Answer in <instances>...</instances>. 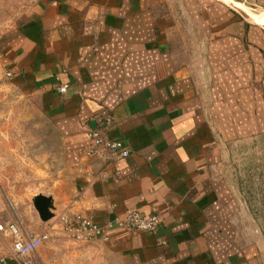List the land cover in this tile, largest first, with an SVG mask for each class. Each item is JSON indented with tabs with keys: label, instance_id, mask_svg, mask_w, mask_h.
<instances>
[{
	"label": "crops",
	"instance_id": "crops-1",
	"mask_svg": "<svg viewBox=\"0 0 264 264\" xmlns=\"http://www.w3.org/2000/svg\"><path fill=\"white\" fill-rule=\"evenodd\" d=\"M262 19L264 0H34L2 28L0 81L38 100L60 147L49 190H9L0 166V220L29 233L52 226L29 264H63L58 243L81 264H264V234L244 223L227 169L233 143L264 135ZM94 128L129 155H89ZM37 194L52 198L47 221ZM132 211L159 215L160 227L79 244L95 253L71 250L59 222ZM10 250L0 232V264H22L1 260Z\"/></svg>",
	"mask_w": 264,
	"mask_h": 264
},
{
	"label": "rangeland",
	"instance_id": "rangeland-1",
	"mask_svg": "<svg viewBox=\"0 0 264 264\" xmlns=\"http://www.w3.org/2000/svg\"><path fill=\"white\" fill-rule=\"evenodd\" d=\"M33 2L0 0V32L5 25L21 21ZM48 120L37 99L24 96L0 81V166L4 165L8 173L3 180L9 185V190L24 187L26 196L37 188L49 190L50 178L56 176L54 172L60 168L61 160L59 139ZM227 169L243 202L241 217L244 223H249L251 234L257 233L256 230L264 234V135L233 143L229 147ZM71 241V250L97 251V247L89 243L79 245L90 240ZM58 247L63 252V264L85 263L82 261L84 258L66 257L65 244L58 243ZM43 249L49 252L48 247Z\"/></svg>",
	"mask_w": 264,
	"mask_h": 264
},
{
	"label": "built area",
	"instance_id": "built-area-1",
	"mask_svg": "<svg viewBox=\"0 0 264 264\" xmlns=\"http://www.w3.org/2000/svg\"><path fill=\"white\" fill-rule=\"evenodd\" d=\"M66 88L67 84H62L57 90L63 93L66 91ZM101 118L103 126H110L113 122V116L109 113L103 115ZM88 136L93 143V146L87 151L89 155L102 157L105 152H114L121 158L129 155V150L121 140L109 138L106 136L104 130L100 128L91 129L88 131ZM59 222L62 224L64 231L75 240H90L93 237H102L105 236L108 230L114 227L153 232L161 225L159 215H145L138 211H132L124 217H115L103 224L96 223L90 212L76 214L72 219L60 216ZM51 228L52 226L46 225L39 233H29L17 222H0V232L9 237L11 245L9 255L3 256L1 260H12L22 264H29L26 260L27 256L49 240Z\"/></svg>",
	"mask_w": 264,
	"mask_h": 264
},
{
	"label": "water",
	"instance_id": "water-1",
	"mask_svg": "<svg viewBox=\"0 0 264 264\" xmlns=\"http://www.w3.org/2000/svg\"><path fill=\"white\" fill-rule=\"evenodd\" d=\"M229 3L234 4L232 1ZM32 203L42 221H47L54 216L51 196L37 194L32 198Z\"/></svg>",
	"mask_w": 264,
	"mask_h": 264
}]
</instances>
